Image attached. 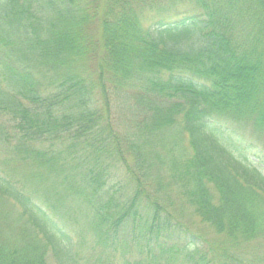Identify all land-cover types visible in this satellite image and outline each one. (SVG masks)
<instances>
[{
  "label": "trees",
  "instance_id": "trees-1",
  "mask_svg": "<svg viewBox=\"0 0 264 264\" xmlns=\"http://www.w3.org/2000/svg\"><path fill=\"white\" fill-rule=\"evenodd\" d=\"M260 138L264 0H0V264H264Z\"/></svg>",
  "mask_w": 264,
  "mask_h": 264
},
{
  "label": "rangeland",
  "instance_id": "rangeland-1",
  "mask_svg": "<svg viewBox=\"0 0 264 264\" xmlns=\"http://www.w3.org/2000/svg\"><path fill=\"white\" fill-rule=\"evenodd\" d=\"M180 8H186V7H190L189 5H181V6H179ZM258 140V139H257ZM255 142H257V143H255V145H256V149H257V151H261L262 150V152H264V140L262 139V138H260L258 141H256V140H254ZM182 145H183V143H182ZM246 145H249L248 143H246ZM249 148H251V147H249ZM249 148H245V153L246 154H249L251 157H253L254 158V160L255 161H257L256 159H255V157H254V154H253V150H251V149H249ZM256 153H258L256 150H254ZM0 156H1V150H0ZM4 207H6L7 209H10L11 211H12V214L13 215H16V210H18L17 209V207H15V206H13V205H8V204H6V203H4ZM14 208H16V210L14 209ZM5 210V209H4ZM89 243H90V241H88V245H89ZM87 245V246H88ZM262 248H264V245L262 244V246H261ZM122 258H121V253H119L118 251L116 252V254H115V257H112L111 258V263L112 264H121L122 263Z\"/></svg>",
  "mask_w": 264,
  "mask_h": 264
}]
</instances>
